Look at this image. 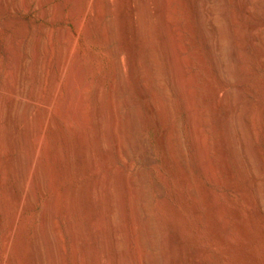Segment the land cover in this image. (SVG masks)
<instances>
[{
    "label": "rangeland",
    "instance_id": "rangeland-1",
    "mask_svg": "<svg viewBox=\"0 0 264 264\" xmlns=\"http://www.w3.org/2000/svg\"><path fill=\"white\" fill-rule=\"evenodd\" d=\"M24 1H29V5H24ZM24 1L5 0L4 5L0 4V88H2V86L5 87L8 85L7 78L9 77V74L12 75L14 78L15 76L17 78L18 75L17 68H10L8 64L10 63L11 54L9 49L11 48L14 50L18 49L17 52H20L19 55L21 56H19V62L21 65V71L25 69V71L23 72H25L24 74H26V77L32 74V80H29L28 78L24 77V79H26L25 81H28L25 84H28L27 89L33 91L34 98L36 100L38 99L39 101H37L39 103H46V101L49 102L53 100V98L55 97L52 96L54 95L53 92L55 91L54 86H57L56 83H58L60 79H62V81L58 94L54 98V108L57 109L56 112L54 109V113L56 114H54V117L56 118L53 124L54 127H51L53 129H42L43 127H40V119H37V121H33L30 124L32 127V129H30L31 138L27 140L25 148L32 150L33 138H37L41 141V148L39 153L40 159L38 160L37 166L38 170L34 173L35 192L32 194L34 195L33 197L36 207L25 208L23 210L22 214L18 219V224L15 230L12 229L11 220L13 216L12 213H14L13 210L15 207V201L17 199V188L19 180L14 177V172L12 171L11 173V171L8 169L10 168V158L8 156L0 157L2 159H0V264H3L4 262L6 264H27L26 262L28 260L29 255V241L32 237L34 230L41 222V217L39 214L47 206L48 202L50 201L49 199H51L52 197L55 198L57 202V208L54 209L55 217L53 216V224L50 228V239L53 244L55 256L53 261L54 263L52 264H99L98 261L100 257H102V262L100 264H171V261L180 259L179 242H173L175 244V251L177 253H171V247L168 248L167 246V244L169 246L173 244L172 238L175 232H177V230H181V233L179 232V234H182L181 237H183V239L184 236L186 237L185 239L187 240L190 249H211L212 246L206 244V242L209 241L207 239V234L205 235L206 229H204V226L198 218V212L200 209L202 211L205 210L204 212L206 213L211 212V198L210 203L208 202V198L210 196L209 194L211 192H213L214 195L216 194L219 197L217 198L219 201V206L221 207L222 205L224 209L225 219L228 222L227 232L233 240L232 245H229L228 243L226 244L224 242L223 246L217 247V245L214 244L213 247L215 251H217V253H221V251L224 250L226 253L230 254L229 260H225L222 258L220 263L264 264V200L259 199L260 197L257 192L255 193L256 190H254L250 179L247 175H245V173L242 172L243 170L240 164L236 162L237 160L234 158V155L232 153L228 155L230 157L228 158L229 165L231 164V167L229 166V168L231 171H233L231 180H229L230 178L229 176H227V172H225L228 167L226 168L224 163H222L219 151L216 147L218 136L216 134V131L213 130L219 124L217 123L219 121L213 116L214 112L212 110L209 100V96L212 92L210 85L222 84L218 78L217 72L214 71L209 55H204V63H202L199 57V53L205 48L203 44H201L202 42L198 33L196 17L194 14L193 5H191V0H169V3L170 1L172 2L170 3L172 5H170V9L173 8L172 10H169V15L171 17H169V19H172L171 22L173 21V33L177 31L174 34H170L174 37L177 35L176 39L182 44L176 40L175 45H163V43L165 44L164 41L166 39L163 34L159 33L161 30L162 20L159 16H156L157 14H154L152 17V26L154 33L157 36L155 35V37H152L154 45L152 44L153 48L150 52V56L148 48V61L150 59L151 64L153 63L152 66H154L155 85H161L160 87L162 88V90L166 93V95L168 94V103H170V109L172 108L170 110V115L176 125L179 141L178 145L179 148L182 150V163L184 167H186L185 169L188 170H186V173H188L187 179L185 178V176L182 175L181 171L179 172V170L174 165H172L173 163L171 164V162L164 154L157 142V133L155 129L153 127H149V109L147 108L148 103L144 99L142 100L140 88L138 87L134 79L135 77L131 74L132 71L129 69V62L126 59V56L124 61V76H122L118 96L121 101L122 115L126 116V114H130L129 119L125 121V132L122 131V138L124 137L123 135H125L122 142L124 143L123 145L126 144L125 147L127 149V153L126 155L119 156L113 148L109 147L113 151L111 149H106L104 153L105 156L101 157V152L99 154V151H97V154H99L100 156L98 155L97 159H95L94 157L93 159L91 158L90 169H92V171H90L91 173L89 174V176L86 174L90 178H92L93 176L94 177L90 179L86 175H84V166L81 167L82 165H84V163L82 161L81 155L79 154L80 151L78 149L80 146V132L82 130L83 124L77 119V121L75 120L73 122L74 124L70 123L74 120V115L73 113H69L70 117H68L67 115L66 105L68 103V99H70L67 96L70 97L71 94H74L75 96L82 94V89L85 91L86 85L91 82L92 83L90 86L92 88L90 90L93 91L97 86L96 84H98V82L100 83V81L104 82V80L105 82L103 84L105 86V92L109 93L113 80L115 78V67L113 68L115 64H112L114 63V57L111 58L112 55L109 52L113 46H117V48L124 50V48L127 46V41L125 38L118 37L119 34V36H121V33H119V31L116 32L115 39L112 42H105L99 41V38H96L98 36H96L95 33H90L88 31V28L86 27V24H84L82 27L80 26L82 29L79 28V25L76 21L78 17L72 15L74 3L71 1L68 2L64 11L60 15L54 14L53 10L57 6V4L63 0H45L43 5H39V3H37L38 0ZM101 1L102 3H110L112 0ZM147 1L148 5L152 8L153 11L155 9L157 10V0ZM260 1L264 13V0ZM16 2L17 4H19L18 8L13 7ZM115 3V0L112 1L110 3V7ZM119 3L120 1H118L114 6H112L113 12L116 10L114 13H112V16L116 19L118 16L119 18L122 16ZM115 7H117L118 9H115ZM156 10L154 11L155 13H157ZM69 11H71V13ZM136 12L138 11H136L135 9V20L139 21V12ZM190 25L191 27L193 26V31L190 30L191 27H188ZM84 29L87 30V33H85ZM117 29H119V27ZM193 32L195 34H193ZM61 33L63 34L62 40H60ZM191 35L193 36V39L191 38ZM117 38H121L122 40L120 39V41L118 39L117 42ZM160 39L163 41H161ZM69 41L71 44H68ZM130 41L131 45H133V37ZM67 44L71 48L68 47L67 49ZM119 45H123V48ZM164 46L167 49H165ZM171 46L173 49L171 48ZM168 47H170L171 49H168ZM235 47L241 52L240 55L242 59L240 58L239 61L235 60L232 64L237 61L239 66L238 64H235L233 65V68L237 72L239 68V71L241 73L238 72L240 73L238 79H228L229 81L226 79V82L223 85H227L226 87L228 90H230L231 88V90H233L235 85H240V87L242 88V96L245 100L248 101L251 96L255 95L258 98L259 104L264 105V63H261L259 59L256 58V56L251 51V47L249 44H246L244 47H237V45ZM106 51L108 52L106 53ZM170 51L171 53L173 52L172 57L174 58H170L168 56ZM63 52H66V55L69 58V61L67 63L62 60L64 55ZM175 52L177 53L176 56L174 54ZM195 52H197V54ZM177 57L178 59H176ZM189 57L190 59L188 60ZM169 58L171 60H169ZM63 62L64 64H62ZM61 68H64L63 77L60 75ZM13 71L15 73H13ZM111 72L114 73L111 74ZM163 72H166L167 77H169L168 79H164ZM90 75L94 78H92ZM111 75L114 78H112ZM100 76L104 80H101L102 78ZM75 83L78 86V89L76 88V86H74ZM167 85H169V87ZM73 88H75V90ZM175 88L177 91H174ZM72 89L74 90V93L72 92ZM83 93L85 96L88 95V91ZM135 94L137 96H135ZM137 97H139L141 100ZM75 99H73V101H75ZM178 101L181 103V105ZM177 103L181 107L183 106L181 111L176 110L175 107ZM188 103L189 106H195L196 108L193 106L192 107L197 110L199 114L201 111L204 112H202V118H204L205 116L206 117L204 119L207 118L208 123L206 122L205 124L204 122L202 128L205 127L204 131L207 132L206 135H209L207 138V142H211V144H209V153L213 161L212 166L215 170H217L215 173L217 174L216 178H218V180L215 179L211 181V179H209L205 174H203L196 159V154L190 143V135L187 124L188 111L186 109L187 107H189L187 106ZM40 106L36 105L35 107L36 109H38L42 116L43 107L42 105ZM132 108L134 109V111ZM61 109H64L63 113ZM174 110L176 112H174ZM206 111L209 112L206 113ZM65 116L66 118L68 117L66 120L65 118H63ZM58 118L60 119V122H58ZM123 118L126 119V117ZM68 120L69 122H67ZM209 120L211 121L209 122ZM55 122L57 124H55ZM59 123H61V127ZM76 123H79L80 125ZM69 124H72L73 126L71 125V127L69 126ZM249 130L250 128L246 129L245 141L248 142L247 147L249 150L253 148L252 150H250L253 154V151L255 150V143L253 142V138H251V135L249 134ZM64 134L65 137L67 136L65 140L63 137ZM76 134L78 137L76 136ZM210 140H213V142ZM149 142L152 143V145ZM259 145L262 149H264L263 141L261 138L259 141ZM71 149H74L75 151H72ZM241 151L246 152L245 149H241ZM152 152H154L153 154H156L158 157V163L156 164L157 166L149 164V154H152ZM243 152L241 153V156L243 155ZM17 154L18 152L16 151L13 154V157L17 156ZM245 154L243 155L244 161L248 158V154ZM99 157L101 158L99 159ZM104 157L105 159L103 160ZM256 157V159L254 160L256 161L255 164H257V168L255 167V169L259 174L261 181H263L262 183L264 184V158L261 157V155H256ZM95 160L97 163L94 162ZM217 160L221 162H218ZM92 162H94V164H92ZM163 162H165V166ZM3 163L5 165H3ZM97 168L101 169L99 171L105 174V177L107 179L105 181L107 182L106 184L112 186L111 188L113 189V191L115 189V193L112 191L109 194L112 195L113 198L115 197V199H112V196H110L108 198L109 201L106 200L107 202L104 203H102L100 200V192H95V198L97 202V207L95 210L98 217V219H96L98 221L96 222H98L100 225H103V214L106 216L108 215V213H110L111 215L110 224H104V227H100V225L92 219L88 209L89 207L87 204L86 196L88 188L86 186L90 181L96 178V175H93L95 174L93 171ZM1 169L4 171H2ZM222 169L224 171H222ZM9 173L12 175H10ZM127 176L130 177L127 178ZM219 177H221V179ZM129 181H131V183ZM191 182H193L192 185L194 187L193 194L199 195L198 197H192L193 195L190 192L191 190L189 189V183ZM156 184H159L158 186L161 185V187H164L162 188L166 193V199L168 198L167 200L169 201L163 200L159 197V195L157 194L158 186ZM230 184H232V186H230ZM8 185L10 187H8ZM89 185L90 184H88V186ZM262 186L264 192V185ZM76 187L78 188L77 190ZM85 187L86 190L84 189ZM208 189L213 190H210L209 193ZM122 193L124 194V196L122 195ZM201 196H203L204 198L202 199ZM120 197L122 200H120ZM122 197L125 199H123ZM200 199L204 203L200 201L202 203L201 204L199 202ZM166 202L168 203V205L170 204V206H168ZM205 203H207L208 205H206ZM167 206L169 208H167ZM204 206L206 209L203 208ZM124 213L126 214L124 215ZM69 215L71 216V218ZM119 215H121V217ZM122 215L124 219L122 218ZM134 217H137L136 221L140 219V222L136 223ZM72 224L74 225L77 233L79 234L80 242L78 245L75 244L73 234L71 232ZM178 227L180 228L178 229ZM102 228L103 230H101ZM171 232H173L172 235ZM108 236L110 240L108 239ZM116 238H119V240H117ZM103 250H105V253L107 251V253H102ZM101 254L104 255L99 256ZM108 254L111 256H108ZM166 255L168 256L166 257ZM112 257H114L115 259ZM168 257H171L170 260ZM187 264H190V262Z\"/></svg>",
    "mask_w": 264,
    "mask_h": 264
},
{
    "label": "bare ground",
    "instance_id": "bare-ground-1",
    "mask_svg": "<svg viewBox=\"0 0 264 264\" xmlns=\"http://www.w3.org/2000/svg\"><path fill=\"white\" fill-rule=\"evenodd\" d=\"M70 1L74 3L72 15H75L76 17H78V19L76 21H77V24L79 25V28H81L84 24H86V27L88 28V31L90 33H95L96 36H98L96 38H99V41H105V42L106 41L112 42L115 39L116 32L119 31V33H121V36H119L120 35L119 34L118 37L125 38L127 41V46L125 45L126 47L124 48V50L127 48L125 51L117 48V46L116 47L113 46L111 50L109 49L110 50L109 53H111V55H112L111 58L114 57V61H113L114 63H112V64H115L114 66L112 65L113 68L115 67V78L111 75L112 78H114V80H113V83H112V86H111L109 93L105 92V86L103 84L105 82V80L100 76L102 79L100 77L99 78L101 80H104V82H102V81H100V83L98 82V84H96L97 85L96 88L93 91L90 90L92 88L90 86L92 82L87 84L89 86L86 85V87H85L83 85L85 87V91L82 88H80V89H82L83 92L88 91L87 96H85L83 92H82V94H79L77 96H75L74 94H71L70 97L67 96L68 98H70V99L67 98L68 99L67 105L65 103L67 115H68V117H70V114H72V113L74 115L73 116L74 120L70 123L74 124L73 122L77 119L78 121H80L83 124L82 130L80 132V146L78 144V146H79L78 149L80 151L79 154L81 155L82 161L84 163V165L81 164L82 165L81 167L84 166V170H83V172L85 173L84 175L87 174L89 176V174L91 173L90 171H92V169H90L91 168L90 167L91 158L93 159V157H94L95 159H97L100 152H101V157L105 156L104 153H105L106 149H111V148H113L119 156L126 155V153H127V149L125 147L126 144L123 145L124 143L122 142L123 138L125 137V135H123L124 137L122 138V134H123L122 131L125 130L124 129L125 128L124 125L126 124L125 121H127L129 119L130 114H128V115L126 114V116L122 115V113H121V101H120L119 96H118V91H120L119 87L121 85L122 76H124L123 71H124V61H125V56H126L127 57L126 59L129 62L128 63L129 67H130L129 69L132 71L131 74L135 77L134 79H135L138 87L140 88L142 100L144 99L148 103L147 108L149 109V112H148L149 113V127H153L155 129V131L157 133V134L155 133L157 135V142H158L160 148L162 149V151L164 152V154L167 156V158L171 162V164L173 163L172 165H174L179 170V172L181 171L182 175L185 176V178L187 179L188 178V173H186L187 169H185L186 167H184V165L182 163V157H181L182 156V154H181L182 150L179 148V145H178V142H179L178 141V132H177L174 120L170 115V110L172 108L170 109V106H169L170 103H168V101H169L167 99L168 94L166 95V93L162 90V88L160 87L161 85H155L154 66H152L153 63L151 64L150 59L148 61V48H149V56H150V52H151L153 45H154L152 37H155V35H156L154 33L153 26H152V17L154 14H157L156 16H159L162 20L161 30H160V32L159 31H157V32H159V33L163 34V36H165L166 40L164 39L165 44L163 43V45L168 46V44H170V45L176 44L177 35L175 37L173 35H171L174 31V28L172 25L173 21L171 22L172 19L171 20L169 19V17H170V15H169L170 11L169 10L173 9V8L170 9L171 8L170 3H172V2L170 1V3H169V0H157L158 6H157V10L155 9L157 13H155L154 12L155 10L153 11L152 8L148 5L147 0H118V1H120L119 5L121 8L122 16L120 18L118 16L116 19L115 17L112 16V13H114L116 11L115 10L113 12L112 6H114L118 2L117 0H115L116 3L114 5H112L111 7H110V3L114 0H112L110 3H108V2L102 3L101 0H63L60 3H58L57 6L54 8V10H53L54 14H56V15L62 14L66 5ZM44 2H45V0H38L37 3H39V5H43ZM179 2H181V1H179ZM4 3H5V0H0V4L4 5ZM18 5L19 4H17V2H16L13 5V7L18 8ZM24 5L28 6L29 1H24ZM191 5H193V8H194V14L196 17L198 33H199V36H200V39L202 42L201 44H203V46L205 48L204 50L200 49L201 52L199 53V57H200L202 63H204V55L205 54L209 55V57L211 59L212 66L214 68V71L217 72L218 78L222 84V85H210L212 92L209 96L210 97L209 100H210L212 110L214 112L213 116L215 119L217 118L219 121V122H217L219 124L213 130L216 131V134L218 136L216 147L219 151L222 163H224L226 168L228 167L225 172H227V174H228L227 176H229V178H230L229 180H231L233 171H231L229 168V166L231 164L229 165L228 158H230V157L228 155L230 153H232L234 155V158L237 160L236 162H238L240 164V166L243 170L242 172L245 173V175H247L248 178L250 179V181L254 187V190H256L255 193L257 192L259 197H260L259 199L264 200V192L262 189V187H263L262 185H264V184L262 183L263 181H261L260 176L255 169L257 164H255L256 161L254 160L257 158L256 155L257 156L261 155V157L264 158V151H263L264 149H262L259 145L260 138L262 139L263 145H264V105L259 104L258 98L255 95L251 96V98L248 101L245 100L242 96V88L240 87V85H235L233 90H231L232 88L230 90H228L226 87L227 85H223L226 82V79L227 80L228 79L236 80V79H238L239 74L241 73L239 71L238 67H237L238 72H240V73H238L233 68V65H235V64L237 65L238 62L236 61L237 63L235 62L234 64H232L235 60L239 61V59L241 58V55H240L241 52L239 51V49L237 50V48L235 47L236 45H237V47L238 46L244 47L246 44H249L251 47V51L256 56V58L259 59V61L261 63H264L263 62L264 61V35H263V30H264V18H263L264 15L263 14L264 13H263L261 1L260 0H191ZM155 6H156V3H155ZM175 6H177V5H175ZM186 6H187V3H186ZM115 9H118V8L115 7ZM135 9H136V11L139 12V15H138L139 21L135 20L136 19L135 18ZM69 12L71 13V11H69ZM138 12H136V13H138ZM118 18H119V20H118ZM158 20H160V19H158ZM189 24H191V23H189ZM159 26H160V23H159ZM118 27H119V29H117ZM188 27L190 28L191 25ZM190 30L193 31V26L190 28ZM84 31H85V33H87L86 32L87 30L84 29ZM178 31H179V29H178ZM176 32H174V33H176ZM196 32H197V30H196ZM62 33L60 35V40H62V36H63ZM193 34H195V33L193 32ZM148 35H149V38H148ZM130 37H131V39H130ZM132 37L134 40L133 45H131V41H130V40H132ZM191 38L193 39V36ZM118 39L119 38H117V42H118ZM148 39H149V43H148ZM161 41H163V40H161ZM178 42H180V41H178ZM68 44H71L70 41ZM68 44H67V49H68V47L71 48ZM155 44H156V42H155ZM115 45H116V43H115ZM123 45H124V42H123ZM122 46H120V47H122ZM165 46H164V48L167 49ZM169 48L170 47H168V49ZM171 48H172V46H171ZM174 48H176V47H174ZM195 49H197V48H195ZM9 50H10V54H11L10 63H8L9 67L10 68H17V74L18 75H17V78H16V76L14 78L12 75L9 74V77L7 78V80H8L7 84L8 85L5 87L2 86V88H0V157H3V156L7 157L8 156L10 158V168H8V169L11 171V173L13 171L14 172L13 175H15L14 177H16L19 180L18 181L19 184H18V188H17L18 194H17V199L15 201V205H14L15 207L13 210L14 213H12L13 216H12V220H11L12 229L15 230L17 227V224H18V219H19L20 215L22 214L23 210L25 208H35L36 207L35 202H34V197H33L34 195H32V194L35 192L34 191V173L38 170L37 166H38V160L40 159L39 153H40V148H41V141L38 140L37 138H35V139L33 138L34 140L32 139V141H33L32 150L25 148V144H26L27 140L31 138V135H30L31 130L30 129H32V127L30 124H31V122L37 121V119H40V124H41L40 127H43L42 129H50L51 127H54L53 124H54V121L56 118V117H54V114H55L54 113V109H55L54 108V98L58 94L62 79H60V81L58 83H56L57 86H54L55 91L53 92L54 95H52V96H55V97L54 98L52 97L53 100H51L49 102L46 101V103L45 102L39 103L38 102L39 100L37 99L38 100L37 101L34 98L33 91L27 89L28 84H25L28 81L26 82L25 81L26 79H24V77H26V74H24L25 72H23V71H25V69L23 71H21V65L19 62L20 61L19 56H21V55H19L20 52L19 53L17 52L18 49L14 50L11 48ZM108 51H106V53ZM66 52L65 53L63 52L64 55H63L62 60L67 63L69 61V58L66 55L68 52L67 53ZM195 53L197 54V52H195ZM10 54H9V56H10ZM172 54H173V52L171 53V51H170L168 56L171 58ZM174 54H175V56L177 55L176 52ZM170 58H169V60H171ZM172 58H174V57H172ZM176 59H178V57ZM189 59H190V57L188 58V60ZM161 60H163V59H161ZM161 60H160V62H161ZM64 62L62 64H64ZM177 62H178V60H177ZM173 63H174V61H173ZM169 64H170V62H169ZM238 66H239V64H238ZM242 66H244V65H242ZM59 67H63V66H59ZM126 67H128V66H126ZM241 67H240V69H241ZM237 68H235V69H237ZM63 69L64 68L60 69L61 70L60 75L62 77L64 74ZM241 71H243V70H241ZM13 73H15V72L13 71ZM113 73L111 72V74H113ZM6 75H8V74H6ZM101 75H102V72H101ZM27 76H28V74H27ZM163 76H164L165 80L169 78V77H167L166 72H163ZM26 78H28L29 80H32V78H33L32 74H30ZM92 78H94V77H92ZM134 79H133V81H134ZM212 81H213V79H212ZM173 82H175V81H173ZM185 84H187V83H185ZM24 85H26V86H24ZM74 86H76V88L78 87L76 85V83ZM93 86H94V84H93ZM167 86L169 87V85H167ZM165 88H166V86H165ZM185 88H186V86H185ZM67 89H69V88H67ZM73 89L75 90V88H73ZM73 89H72V92L74 93ZM175 90H176V88L174 89V91ZM78 92H76V93H78ZM189 92H190V90H189ZM67 93H68V91H67ZM135 96H137V95L135 94ZM137 98H139V97H137ZM246 98H247V96H246ZM73 99H75V101H73ZM186 101H188V100H186ZM180 102H181V100H180ZM180 102H179V104L181 105ZM189 103L187 106H189ZM126 104H127V102H126ZM36 105H39V106L42 105V107H43V109H42L43 112L41 111L42 116H41L40 112L38 111V109H36V107H35ZM180 105H178V103L176 104L175 108L177 111H181L183 106L181 107ZM191 105H192V103H191ZM192 106H189L186 109L188 111V122H187V124H188L191 146L194 149V152L196 154V159L199 163V166H200L203 174H205L209 179H211V181H213L215 179L218 180V178H216L217 174L215 173L217 170H215L214 167L212 166L213 161H212L211 155L209 153V149H210L209 144H211V142L210 143H208L209 141L207 142V140H208L207 138L209 135H206L207 132L204 131L205 127H203L204 129L202 128L204 122L206 124L207 118L204 119L206 116L204 118H202L201 115H202L203 111H201L199 114V112H197V110H195L193 108L195 106H193V107ZM56 109H55V112H56ZM63 111H64V109L62 110V113H63ZM133 111H134V109H133ZM59 112H61V111H59ZM174 112H176V111L174 110ZM207 112H209V111H206V113ZM136 113H137V111H136ZM62 116H63V114H62ZM66 116L63 117V118H65V120L68 118V117L66 118ZM123 117H126V119H124ZM210 121L211 120H209V122ZM56 122H57V120H56ZM56 122H55V124H57ZM58 122H60L59 118H58ZM67 122H69V120ZM61 123H62V121H61ZM61 123H59V125ZM79 123H76V124H79ZM65 124H66V122H65ZM71 125L69 124V126H71ZM60 127H61V125H60ZM247 128L248 129L250 128L249 134L251 135V138H253V142L255 143V147H254L255 150L253 151V154H252V151H250L253 148L249 150L247 147L248 142L245 141V139H246L245 133H246ZM51 129H53V128H51ZM59 129H61V128H59ZM72 130H73V128H72ZM76 130H77V128H76ZM208 134H209V132H208ZM40 135H39V137H40ZM70 135H72V134H70ZM76 136H77V134H76ZM63 137L65 140V138L67 136L65 137V134H64ZM69 140H70V138H69ZM210 141L213 142V140H210ZM214 142H216V141H214ZM150 144L152 145V143H150ZM71 146H72V144H71ZM26 147H27V145H26ZM109 147H111V148H109ZM241 149H245L246 152L241 151ZM71 150L73 151L74 149H71ZM16 151L18 152V154H17V156L14 155L15 157H13V154ZM97 151H99V154H97ZM158 152H160V151H158ZM242 152H243V155L245 153H247L249 159L246 157L247 160L244 161L243 155L241 156ZM153 153L154 152H152V154H149V164L153 165V166H157L156 164L158 163L157 162L158 157L156 154H153ZM108 155H109V153H108ZM101 157H99V159ZM110 157H111V154H110ZM104 159H105V157L103 158V160ZM214 159H215V157H214ZM3 161H5V160H3ZM214 161H216V160H214ZM94 162H96V160ZM94 162H92V164H94ZM218 162H221V161H218ZM163 163L165 166V162H163ZM3 165H5V164L3 163ZM259 165H260V163H259ZM155 168H157V167H155ZM169 168H170V166H169ZM99 170H101V169L97 168L93 171L95 173L93 175H96V178H94L92 181H90L91 183L90 182L88 183V184H90L89 186H88V184L86 186V187H88L87 193H86L87 204L89 207L88 209H89V212H90L92 219L95 222L98 221V220H96V219H98V217H97L96 210H95L97 207L95 194L98 193V191H99L100 192V194H99L100 200L102 203H104V202H107L106 200H108V198L110 196H112L109 194L113 191V189L111 188L112 186L107 185L106 184L107 182H105L107 180L105 177V174L101 173ZM2 171H4V170H2ZM172 171H174V170H172ZM222 171H224V170L222 169ZM169 172H170V170H169ZM116 173H117V171H116ZM10 175H12V174H10ZM2 176H5V175H2ZM83 177H85V176H83ZM128 177H130V176H127V178ZM88 178H90V177H88ZM92 178H90V179H92ZM219 178L221 179V177H219ZM233 178H234V176H233ZM125 182H127V181H125ZM129 182L131 183V181H129ZM219 182H222V181H219ZM123 183H124V181H123ZM156 183H157V181H156ZM192 183L193 182L189 183V189L191 190L190 192L193 195L192 197L195 198V196L198 197L199 195L193 194V190H194L193 188L194 187H193ZM108 184H109V182H108ZM220 186H221V184H220ZM230 186H232V184H230ZM8 187H10V186L8 185ZM86 187L84 188L85 190H86ZM116 187H118V186H116ZM162 187H161V185L157 187L158 188L157 194L159 195V197L161 199L167 200L168 198L166 199L167 196L163 190L164 187L163 188ZM77 189L78 188L76 187V190ZM116 190H117V188H116ZM210 190H213V189H210ZM210 190L208 189L209 193H210ZM231 190H233V189H231ZM114 191H115V189H114ZM204 193H206V192H204ZM196 194H198V193H196ZM122 195L124 196L123 193H122ZM209 195L211 197L209 196L208 202L210 203V198H211L212 210L210 213H206V212H204L205 210L202 211L200 209L201 211L199 210V212H198V218H199L200 222L202 223V225L204 226V229H206V232L205 231L204 232H205V235L207 234V239L209 241H207V242L205 241V242H206V244L212 246L211 249L200 248V249L192 250V249H190L189 244H188L187 240L185 239L186 237L184 236V239H183V237H181L182 234H179V232L181 233V230L180 231L177 230V232L173 231V232H175V234L172 238L173 239L172 243L174 241L179 242L180 259L171 261V264H187L189 262H190V264H194V263L195 264H221L220 262H221L222 258L225 260L230 259L229 253H226L224 250H222L221 253H217V251H215V249L213 247L214 244H216L217 247H221V246H223L224 242L226 244L228 243L229 245H232L233 240L230 237L229 233L227 232L228 231V224H227L228 222L225 219L224 209H223L222 205H221V207L219 206V201L217 199L219 197L215 194L217 196L216 197L213 194V192H211ZM207 197H206V200H207ZM201 198L203 199L204 197L201 196ZM97 199H99V198H97ZM112 199H115V197L113 198V196H112ZM123 199H125V198H123ZM49 200L50 201L48 202L47 206L39 214L41 217V219H40L41 222L37 226V228L34 230L32 237L29 241V245H28L29 255H28V260L26 262L27 264H52V263H54L53 261H54L55 256H54L53 244H52V241L50 239V235H51L50 234V228L53 224L52 220H53L54 211H55L54 209L57 208V202H56L55 198H53V197ZM77 200H79V199H77ZM120 200H122L121 197H120ZM167 201H169V200H167ZM200 201H201V199L199 200V202ZM202 203H204V202H202ZM207 203H205V204L208 205ZM123 204H125V203H123ZM201 204H200V206H201ZM167 205H168V203H167ZM263 205H264V201H263ZM156 206H157V204H156ZM168 206H170V204ZM168 206H167V208H169ZM159 207H161V206H159ZM121 208H122V205H121ZM150 208H152V207H150ZM203 208H205V206ZM153 209H154V207H153ZM171 209H173V208H171ZM124 212H125V209H124ZM125 214L126 213H124V215ZM104 216L105 215L103 214L102 217L104 219L102 218V223L104 222V224H108V223L110 224V221H111L110 220V218H111L110 213H108V215H106L105 217ZM119 216L121 217V215H119ZM70 218H71V216H70ZM122 218L124 219L123 215H122ZM134 218H135L136 223L140 222L139 221L140 219L138 221H136L137 217H134ZM200 222H198V223H200ZM96 223L99 224L98 222H96ZM103 225L101 224L100 227H102ZM134 226H136V225H134ZM179 228L180 227H178V229ZM101 230H103V228ZM107 231H106V234H107ZM71 232L73 234L75 244L78 245L80 242V238H79V234L77 233L76 228L74 227L73 224L71 226ZM173 232H171V235ZM108 239H109V236H108ZM116 239H115V241H116ZM10 240H11V238H10ZM117 240H119V238ZM116 243H117V241H116ZM168 243H169V241H168ZM174 243H176V242H174ZM174 243L173 244L170 243L172 246L171 245L169 246L166 243L168 248L171 247L170 248L171 253L176 252ZM107 248H108V246H107ZM104 251L105 250H103L102 253H105ZM106 253H107V251H106ZM108 253H110V252H108ZM103 255L101 254L99 256H103ZM111 255H112V253H111ZM111 255L108 254V256H111ZM113 255H115V254H113ZM167 256L168 255H166V257ZM175 256H177V255H175ZM114 257H112V258H114ZM168 258L170 260L171 257H168ZM109 259H110V257H109ZM165 260H166V258H165ZM6 261H7V259H6ZM101 262H102V257L99 258L98 263L100 264ZM3 264H6V263L4 262Z\"/></svg>",
    "mask_w": 264,
    "mask_h": 264
}]
</instances>
